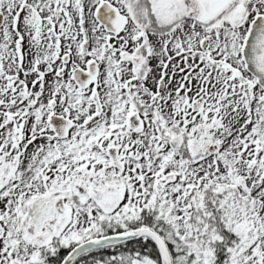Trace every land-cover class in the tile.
<instances>
[{"label": "snow or ice", "instance_id": "1", "mask_svg": "<svg viewBox=\"0 0 264 264\" xmlns=\"http://www.w3.org/2000/svg\"><path fill=\"white\" fill-rule=\"evenodd\" d=\"M0 264H264V0H0Z\"/></svg>", "mask_w": 264, "mask_h": 264}]
</instances>
